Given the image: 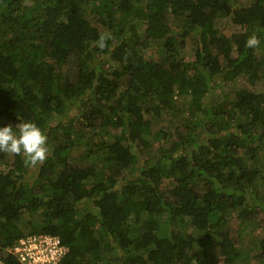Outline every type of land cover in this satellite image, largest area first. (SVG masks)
<instances>
[{"label":"trees","instance_id":"16d2710c","mask_svg":"<svg viewBox=\"0 0 264 264\" xmlns=\"http://www.w3.org/2000/svg\"><path fill=\"white\" fill-rule=\"evenodd\" d=\"M241 76L264 81V0H0V127L34 122L50 152L35 169L0 152V264L35 234L67 247L58 264H264V236L238 251L241 224L264 231V90L216 95ZM183 96L193 115L153 132ZM99 130L93 162L71 157Z\"/></svg>","mask_w":264,"mask_h":264},{"label":"rangeland","instance_id":"374dc122","mask_svg":"<svg viewBox=\"0 0 264 264\" xmlns=\"http://www.w3.org/2000/svg\"><path fill=\"white\" fill-rule=\"evenodd\" d=\"M241 1H245V2H249L250 0H241ZM182 18L180 19H173V23H177L180 24ZM216 25L218 27V29L225 33V34H229L231 33L233 30H236V28L234 27V25L232 24V22L230 21L229 17H223L221 19H218L216 22ZM193 40L191 39H187V47H188V51L186 54V59L188 60H193L194 56H193ZM156 47V44H150L148 45L145 51L147 56H156V53L154 52ZM237 88H247L249 90H253V91H262L264 90V81L263 79H258L255 82H250L246 77H238L236 79H234L232 82H229L227 84H223L222 82H220V85L218 87V89L216 90V95L219 93H222V95L224 94V92H229L232 93L233 89H237ZM193 106L190 102V98L189 96H183L180 97L178 99V103H177V109H173V110H168V111H164L161 115L160 118L157 119H152V131L153 132H158L159 129H163L165 128L167 125H179L181 123L187 122L188 118L190 116L193 115V113L191 112ZM114 131V130H113ZM113 131L110 132L109 136L113 135ZM99 134L100 136H108L107 133H105L103 130H99V131H95V133H90L87 132V134H85V136H83L78 142L75 143V145L73 146L72 150L69 152V154L71 155V157L75 158L77 161H90L93 162L95 157L94 155H90L88 156L87 151L89 149V145L90 142H92L94 139L97 140L99 138ZM166 141H162L160 140L158 134H156L155 140H153V143L151 145V149L150 152L151 153H158L159 149H161V151L166 150L167 148H169V140L165 139ZM166 153L168 152L165 151ZM260 157H263V155L260 154ZM9 159L6 160V162H4L1 166L2 168L4 167V169H7V163H8ZM262 162V159H261ZM260 162V163H261ZM4 165V166H3ZM31 168V167H30ZM36 168V167H35ZM33 168V169H35ZM262 182H257L255 183L254 187L258 190L261 191L262 188ZM232 225H234L235 227H239V219L237 217V211L233 213V218H232ZM178 226H180L181 230H186L188 233L190 234H199L198 231L193 230L189 224L187 223V221H185L184 223H180L178 224ZM164 227V226H162ZM264 236V231L259 227L256 226L254 224H241V244L238 247V251L241 252V254L244 255H253L258 249H256L257 244L259 245V240L262 239V237ZM252 263L253 264H257L254 256L252 257ZM218 264H225V262L223 261L222 258L219 259ZM250 264V263H248Z\"/></svg>","mask_w":264,"mask_h":264},{"label":"clouds","instance_id":"9594fccd","mask_svg":"<svg viewBox=\"0 0 264 264\" xmlns=\"http://www.w3.org/2000/svg\"><path fill=\"white\" fill-rule=\"evenodd\" d=\"M108 39L110 35H101L98 47L103 49ZM259 45L260 39L255 33L245 43L251 49ZM17 127L18 132H14L11 125L0 127V152L23 156L28 167L42 165L50 154L46 134L34 122L19 123Z\"/></svg>","mask_w":264,"mask_h":264},{"label":"built area","instance_id":"2783aa9c","mask_svg":"<svg viewBox=\"0 0 264 264\" xmlns=\"http://www.w3.org/2000/svg\"><path fill=\"white\" fill-rule=\"evenodd\" d=\"M67 247L49 235H33L16 241L12 251L24 264H58Z\"/></svg>","mask_w":264,"mask_h":264}]
</instances>
